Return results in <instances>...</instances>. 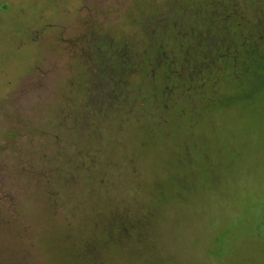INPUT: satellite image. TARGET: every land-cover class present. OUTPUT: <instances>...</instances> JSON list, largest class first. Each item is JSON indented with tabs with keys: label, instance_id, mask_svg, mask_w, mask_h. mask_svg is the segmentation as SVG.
I'll return each mask as SVG.
<instances>
[{
	"label": "rangeland",
	"instance_id": "374dc122",
	"mask_svg": "<svg viewBox=\"0 0 264 264\" xmlns=\"http://www.w3.org/2000/svg\"><path fill=\"white\" fill-rule=\"evenodd\" d=\"M153 1L0 0V264H264V69L252 64L243 90L219 74V94L206 76L202 101L186 85L191 104L173 82L195 72L196 58L181 60L182 42L161 34L153 13L162 0ZM145 18L160 31L161 49L145 46ZM88 19L139 52L132 78L141 96L113 125L100 120L85 134L91 155L78 157V171L73 154L86 150L83 136L71 142L74 133L58 126L94 104L87 84L102 88L87 82L80 44ZM149 66L152 84L143 75ZM163 83L166 112L148 98ZM92 164L106 186L92 179ZM119 197L131 209L145 205L142 239L116 226L104 235ZM7 213L17 222L11 231Z\"/></svg>",
	"mask_w": 264,
	"mask_h": 264
},
{
	"label": "flooded vegetation",
	"instance_id": "af4514ba",
	"mask_svg": "<svg viewBox=\"0 0 264 264\" xmlns=\"http://www.w3.org/2000/svg\"><path fill=\"white\" fill-rule=\"evenodd\" d=\"M154 1L156 2V0ZM160 4L162 6L158 7L153 16L157 19V26L160 27L161 34L166 32L167 38L170 37L182 42L179 49L181 60L196 58L193 61L195 72L177 76L173 82V86L177 87L181 95H184L190 103L192 99L189 94L185 93L187 90L184 86L186 85H189V88L195 87L196 92H201L200 101H202L207 98L204 91L206 76L212 79L209 87L210 93L219 94L218 85L221 80V77L218 79L219 74H224L223 77H227L226 81L229 86L243 90V76L251 75L252 70H254L251 65L253 64L261 70L264 69V0H162ZM193 4L195 6H191ZM100 22L96 24L95 21L87 20V25H84L87 32L83 35L84 39L80 46L84 50L85 71L89 75L87 82L102 84L101 91L89 90L91 83L87 84L85 93L94 104L88 108L83 107L82 110H73L72 112L77 114L76 118L69 120V122L63 120V122H59L60 126H58V128L63 127V129L74 133L70 137L71 142H75L83 136L81 142L86 150L84 149L82 152L77 150L73 154V161L78 162V167L74 169L78 171H81V166L84 168L78 157L86 153L91 155V148L87 145L85 134L91 132L92 127L97 130L101 128L99 124L102 122H98L100 120L103 123L107 121L105 124L113 125L114 119L119 118L120 113L127 114L133 111L135 103L138 102L136 96L138 98L141 96V86L132 78L139 52L129 50L127 47L118 44L116 38L108 33L107 29L104 30V23ZM148 22L149 20L145 18L139 27L145 36V46L157 41V48L161 49L163 45H158L162 37L161 34L158 36L160 31L157 32ZM157 37H159L158 40H155ZM106 38L109 39L108 42H106ZM74 44L72 42L71 46L70 44L67 45L70 51L74 48ZM145 46L142 48V54L147 53L150 48ZM151 59L152 55L147 57V61ZM76 62L80 64L79 61L76 60ZM91 67L94 73L96 72L93 75L90 72ZM143 75L152 84L155 80V69L149 66ZM183 76H185L184 80H182ZM166 80L168 81V79ZM220 82L225 85L224 78ZM170 91V85L163 83L159 95L151 90L148 98L152 102L157 100L159 109L166 112L170 104ZM162 98L166 100V104L163 106H161ZM101 106L106 107V110L99 109ZM111 109L115 116L109 120L110 116L107 117V115ZM53 135L52 139L54 138L53 140L58 143L61 138L59 129L53 131ZM34 156L36 157L37 153ZM92 168L95 170L92 179L98 178L96 182L104 183V185L99 186H106V180L102 178L103 175L97 165L92 164ZM7 171L8 169L5 172ZM34 183V185L37 184L41 187L40 177ZM5 190H7L6 187ZM4 195H7L6 192ZM5 199H9V197ZM116 204H121L122 208L121 210L118 208L110 209L109 220L102 229L106 237L111 238L113 226H116L120 234L126 237L131 235L128 232L131 230L136 239H142L149 233V223L142 220L145 205L140 203L131 209L123 197H119L117 202L112 203L113 206ZM127 219H132L133 223L130 224L132 228L127 227L129 224ZM5 221L8 222L5 223L10 231L11 226L17 224L16 220L14 222L8 213ZM18 226L21 227V223H18Z\"/></svg>",
	"mask_w": 264,
	"mask_h": 264
}]
</instances>
